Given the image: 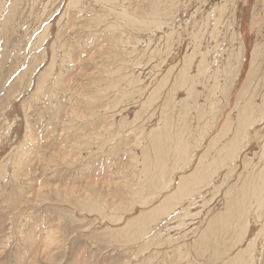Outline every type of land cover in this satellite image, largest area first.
Segmentation results:
<instances>
[{
  "label": "rangeland",
  "instance_id": "rangeland-1",
  "mask_svg": "<svg viewBox=\"0 0 264 264\" xmlns=\"http://www.w3.org/2000/svg\"><path fill=\"white\" fill-rule=\"evenodd\" d=\"M50 1L0 0V264H264V0Z\"/></svg>",
  "mask_w": 264,
  "mask_h": 264
},
{
  "label": "bare ground",
  "instance_id": "bare-ground-1",
  "mask_svg": "<svg viewBox=\"0 0 264 264\" xmlns=\"http://www.w3.org/2000/svg\"><path fill=\"white\" fill-rule=\"evenodd\" d=\"M35 1H36V0H35ZM60 1H61V0H51V1H50V5H47V4L49 3V2L47 1V2H48V3L46 4L47 8H44V7H46V6H44V5L42 4L44 10H43L42 15H41V14L38 15V16L40 17V18H39V19H40L39 22H40L41 20H44V21H45V19L48 20V19L50 18V16H51L53 13H56V11L58 10L59 2H60ZM73 1L75 2V3H74L75 6H76L77 4L79 5V4H81V3L84 2L83 0H73ZM173 1H175V0H173ZM177 2H179V1H177ZM236 2H237V1H236ZM38 3H39V1H38ZM45 3H46V2H44V4H45ZM62 3H63V2H62ZM106 3H107V2H106ZM109 3H110V2H109V0H108V3H107V4H109ZM180 3H181V2H180ZM220 3H221V2H220ZM60 4H61V3H60ZM84 4H85V2H84ZM223 4H224V3H223ZM223 4H222V5H223ZM81 5H82V4H81ZM105 5H106V4H105ZM171 5H172V4H171ZM177 5H178V4H177ZM216 5H217V4H216ZM37 6H38V5H37ZM70 6H71V5H70ZM174 6H175V3H174ZM183 6H184V5H183ZM30 7H31V5H30ZM30 7L28 8V10L31 9ZM33 7H35V6H33ZM73 7H74V6H73ZM77 7H78V6H77ZM38 8H41V6L38 7ZM75 8H76V7H75ZM107 8H108V7H107ZM109 8L112 9V7H110V6H109ZM177 8H178V7H177ZM218 8H219V7H218ZM34 9H35V8H34ZM50 9H52V10H50ZM171 10H173V7H172ZM208 10H209V9H208ZM220 10H221V9H220ZM33 11H34V10H33ZM41 11H42V10H41ZM49 11H50V12H49ZM182 11H183V10H182ZM205 11H206V10H205ZM211 11H212V10H211ZM221 11H222V10H221ZM221 11H220V12H221ZM228 11H229V10H228ZM30 12H31V10H30ZM116 12H117V11H116ZM168 12H169V11H168ZM39 13H40V12H39ZM114 13H115V12H114ZM119 13L121 14V12H119ZM171 13H172V12H171ZM171 13H168V14L172 15ZM208 13H210V12L208 11ZM31 14H32V13H31ZM115 14H116V13H115ZM125 14H126V13H125ZM217 14H218V13H217ZM219 14H220V13H219ZM173 15H174V14H173ZM177 15H178V14H177ZM122 16H123V14H122ZM208 16H209V15H208ZM220 16H221V15H220ZM220 16H218V17L221 18ZM123 17H124V16H123ZM174 17H175V16H174ZM207 18L210 19L211 17L209 16V17H207ZM207 18L205 19L206 21L208 20ZM219 18H217V19L219 20ZM200 19H201V18H200ZM124 20H127V19H124ZM229 20H230V19H229ZM234 20H235V19H234ZM208 21H209V20H208ZM36 22H37V21H36ZM36 22H35V23H36ZM45 22H46V21H45ZM45 22H44V23H45ZM202 22H203V21H202ZM44 23H43V24H44ZM43 24L41 23V25H43ZM202 24H203V23H202ZM205 25H206V24H205ZM45 26H47V25H45ZM206 26H207V25H206ZM210 26H211V24H210ZM47 27H48V26H47ZM160 27H161V26H160ZM199 27H200V25H199ZM41 29H42V28H41ZM47 29H48V28H45V30H47ZM222 29H223V28H222ZM43 31H44V29H43ZM206 31H207V30H206ZM46 32H47V31H46ZM125 33H126V32H125ZM209 33H210V32H209ZM197 35H198V34H197ZM45 36H46V33H45ZM157 37H158V36H157ZM198 37H199V36H198ZM217 37H218V36H217ZM203 39H204V38H203ZM239 40H240V39H239ZM166 41H167V40H166ZM195 53H196V52H195ZM196 57H197V56H196ZM164 58H165V57H164ZM168 79H169V78H168ZM181 79H182V78H181ZM141 95H142V94H141ZM187 95H188V94H187ZM136 98H137V97H136ZM187 98H188V97H187ZM182 111H183V110H182ZM179 112H180V111H179ZM187 115H188V114H187ZM170 120H171V119H170ZM177 122H178V121H177ZM193 125H194V124H193ZM194 126H195V125H194ZM182 133H183V132H182ZM10 138H11V137H10ZM257 138H258V137H257ZM175 140H176V139H175ZM177 140H179V138H178ZM221 143H222V142H221ZM177 144H178V143H177ZM258 144H259V143H258ZM175 145H176V144H175ZM178 146H179V145H178ZM177 148H178V147H177ZM258 150H259V149H258ZM176 151H177V150H176ZM178 151H179V150H178ZM176 153H177V152H176ZM263 153H264V152H263ZM257 159H258V158H257ZM261 159H262V158H261ZM263 159H264V158H263ZM253 163H254V161H253ZM204 165H205V164H204ZM249 165H250V164H249ZM207 166H208V165H207ZM204 168H205V167H204ZM208 168H209V166H208ZM190 169H191V168H190ZM254 169H256V168H254ZM256 171H258V170H256ZM204 172H205V171H204ZM253 172H254V171H253ZM201 173H202V172H201ZM262 175H264V173H263ZM196 178H197V177H196ZM261 178H262V177H261ZM261 178H260V179H261ZM213 179H214V178H213ZM194 180H196V179H194ZM263 180H264V179H263ZM196 182H197V180H196ZM196 182H194V183H196ZM257 182H258V184H259V179H257ZM187 183H188V182H187ZM187 183H184V184H187ZM199 183H200V182H199ZM197 184H198V183H197ZM197 184H196V185H197ZM196 185H195V186H196ZM198 185H199V184H198ZM198 185H197V186H198ZM202 185H203V184H202ZM259 185H260V184H259ZM261 185H262V186L264 185V184H263V181H262V184H261ZM261 185H260V186H261ZM182 186H183V185H182ZM256 186H257V184H256ZM184 187H185V186H184ZM184 187H183V188H184ZM191 187H192V186H191ZM248 187H249V186H248ZM248 187H247V188H248ZM251 187H252V186H251ZM252 188H253L252 190L255 189L254 187H252ZM258 188H259V186H258ZM258 188H256V194H257V192L259 191V190H257ZM180 189H181V187H180ZM262 189H263V188H262ZM186 190H187V189H186ZM192 190H193V189H192ZM196 190H197V188H196ZM181 191H182V190H181ZM188 191H190V190H188ZM244 191H245V190H244ZM248 191H249V190H248ZM254 191H255V190H254ZM262 191H263V190H262ZM194 192H195V191H194ZM259 192H260V191H259ZM177 193H178V192H177ZM241 193H242V192H241ZM262 193H263V192H262ZM262 193H261V194H262ZM190 194H191V193H190ZM243 194H244V192H243ZM259 194H260V193H259ZM259 194H257L258 197H259ZM179 195H180V194H179ZM186 196H188V195L186 194ZM245 196H246V195H245ZM245 196H244V198H242L243 200L245 199ZM260 197H261V195H260ZM260 197H259V198H260ZM246 198H247V197H246ZM251 198H252V195H251ZM255 198H256V196L254 197V201H255V203H256V201H257L259 198H258L257 200H255ZM172 199H173V198H172ZM263 199H264V198H263ZM179 200H180V199H179ZM246 200H247V199H246ZM260 200H261V199H260ZM177 201H178V200H177ZM242 202L244 203V201H242ZM245 202H246V201H245ZM250 202L252 203L251 200H250ZM257 202H259L258 204H260V201H257ZM263 202H264V201H263ZM263 202H262V203H263ZM238 203H239V202H238ZM243 203H242V204H243ZM262 203H261V205H262ZM171 204H172V203H171ZM175 204H176V203H175ZM252 204H253V203H252ZM252 204H251V206H252ZM256 204H257V203H256ZM172 205H173V204H172ZM172 205H171V206H172ZM243 205H244V204H243ZM248 205H249V204H248ZM263 205H264V204H263ZM253 206L255 207V206H258V205H255V204H254ZM253 206H252L250 209H252ZM173 207H175V206H173ZM164 208H165V206H164ZM170 208H171V207H170ZM166 209H167V208H166ZM166 209H165V210H166ZM248 209H249V208H248ZM255 209H256V210L261 209L260 205H259V208H255ZM255 209L253 210V213H254V212H257ZM262 209H263V207H262ZM262 209H261V210H262ZM171 210H172V209H171ZM237 210H238V209H237ZM162 211H163V210H162ZM249 211H252V210H249ZM159 212H160V211H159ZM261 212L263 213V211H261ZM170 213H171V212H170ZM257 213H260V211H258ZM166 214H167V213H166ZM168 214H169V212H168ZM163 215H164V213H163ZM254 215H256V214H254ZM241 216H242V215H241ZM257 216H258V218H259L260 214L257 215ZM167 217H168V216H167ZM262 217H263V216H262ZM260 218H261V217H260ZM247 220H248V219H247ZM257 221H259V220L257 219ZM249 222H250V221H249ZM263 223H264V222H263ZM247 224H248V223H247ZM247 224H246V225H247ZM260 224H261V223H260ZM249 226H250V225H249ZM249 226H248V227H249ZM248 227L245 229V230H246L245 232H247V231L249 230ZM261 227L263 228V226H261ZM244 228H245V227H244ZM242 229H243V228H242ZM247 229H248V230H247ZM243 230H244V229H243ZM243 230H242V231H243ZM261 230H262V229H261ZM263 231H264V230H263ZM263 231H262V232H263ZM243 232H244V231H243ZM245 232H244V233H245ZM235 234H236V233H235ZM259 234H261V233H259ZM251 244H252V243H251ZM251 244H250V245H251ZM253 244H254V243H253ZM253 246H254V245H253ZM255 246H256V245H255ZM251 248H252V247H251ZM251 248L249 249V251H251ZM247 250H248V249H247ZM253 250L255 251L254 248H253ZM253 250H252V251H253ZM254 251H253V252H254ZM255 252H256V251H255ZM244 254H245V253H244ZM246 254H247V253H246ZM248 254H249V253H248ZM252 254H253V253H252ZM253 255H254V254H253ZM255 255H256V254H255ZM255 255H254V256H255ZM251 256H252V255H251ZM252 258H253V257H252ZM247 259H248V258H247ZM252 260H253V259H252ZM246 262H248V260H247ZM252 262H253V261H251V264H254V263H252ZM254 262H255V261H254ZM241 263L244 264V262H241ZM249 263H250V262H249ZM249 263H247V264H249ZM256 263H258V262H256Z\"/></svg>",
  "mask_w": 264,
  "mask_h": 264
}]
</instances>
